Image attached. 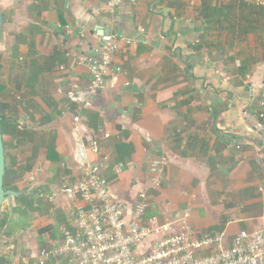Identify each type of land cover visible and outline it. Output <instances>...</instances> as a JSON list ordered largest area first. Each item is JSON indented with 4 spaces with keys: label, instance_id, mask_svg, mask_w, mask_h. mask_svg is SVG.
Masks as SVG:
<instances>
[{
    "label": "crops",
    "instance_id": "crops-1",
    "mask_svg": "<svg viewBox=\"0 0 264 264\" xmlns=\"http://www.w3.org/2000/svg\"><path fill=\"white\" fill-rule=\"evenodd\" d=\"M107 1L0 0L2 82L12 93L25 80L20 122L51 131L60 157L52 164L40 149L48 211L37 232L58 226L43 233L40 246L30 244L36 250L20 255L23 264L29 254L36 264L37 251L68 223L59 188L76 168L65 93L91 80L72 54H93L104 29L118 37L114 63L122 73L107 77L82 114L81 133L98 141L91 161L107 158L102 174L110 191L132 204L148 186L151 163L165 157L146 219L162 223L190 207L195 234L224 232L227 241L264 226V135L253 127L264 95V10L238 0H121L110 16ZM9 238L0 229V242Z\"/></svg>",
    "mask_w": 264,
    "mask_h": 264
},
{
    "label": "built area",
    "instance_id": "built-area-1",
    "mask_svg": "<svg viewBox=\"0 0 264 264\" xmlns=\"http://www.w3.org/2000/svg\"><path fill=\"white\" fill-rule=\"evenodd\" d=\"M264 10V0H238ZM121 0H108L107 13L113 16ZM93 54L75 51L77 66H85L91 75L86 87L73 85L65 93L73 107L71 160L76 168L72 182L64 183L59 194L69 204L68 223L58 229L56 238L37 251L36 264L63 261L69 264H264V226L238 231L231 241L224 232L197 235L191 226V208L186 207L174 219L159 223L146 219L149 195L161 187L166 158L151 163L148 186L132 202H120L110 191L103 176L104 163L93 162L89 154L99 155L95 139L84 140L81 133L82 114L91 109L98 93L107 84V77L122 73L114 63L118 37L114 33L99 36ZM61 92V90H58ZM259 94V93H258ZM258 106L261 111L253 124L264 135V95ZM246 117L251 116L245 113ZM66 167L64 163L61 164ZM51 201V199L49 198Z\"/></svg>",
    "mask_w": 264,
    "mask_h": 264
},
{
    "label": "trees",
    "instance_id": "trees-1",
    "mask_svg": "<svg viewBox=\"0 0 264 264\" xmlns=\"http://www.w3.org/2000/svg\"><path fill=\"white\" fill-rule=\"evenodd\" d=\"M17 80L16 91L12 93L7 92L6 85L0 80V131L5 152L4 189L13 191L26 190V194L13 200L12 209L9 208L6 214L0 212V229H3L8 237L16 230H23V225L32 221L34 215L40 216L48 211V207L43 201V194H45L48 187L20 188V185L34 169L40 149L44 148L46 150V160L52 164L60 160L55 149L54 134L51 131H44L41 128V123L40 125H36V123L25 125L20 122L22 113L19 106L22 102L21 93L19 92L25 80L21 77ZM21 109L23 110V108ZM21 147H27L30 152L29 157L24 160H20L17 155L22 151ZM125 147L127 146L121 144L118 146V150L123 152L122 148ZM124 152L123 155L125 157L130 153L129 151L127 153L126 151ZM123 155L117 161L123 160ZM57 226H49L37 232L39 246L42 243L41 237L43 233L48 230L54 231ZM0 264H11V257L9 255H0Z\"/></svg>",
    "mask_w": 264,
    "mask_h": 264
},
{
    "label": "rangeland",
    "instance_id": "rangeland-1",
    "mask_svg": "<svg viewBox=\"0 0 264 264\" xmlns=\"http://www.w3.org/2000/svg\"><path fill=\"white\" fill-rule=\"evenodd\" d=\"M2 73L4 74L2 76ZM7 76L5 75L4 69L0 66V79L2 81L6 80ZM22 151L20 154L18 153L17 155L19 156L20 160H24L26 157H29L30 152L29 149L26 147H21ZM42 157V156H40ZM41 159V158H40ZM39 162L35 164L34 169L32 172L26 177L24 182L20 185V188L23 189L25 187L30 188L34 186H39L40 183H43L44 178L46 176V172L43 173L41 171L42 168V159L38 160ZM13 206V202H12ZM10 205H8L7 202H4L1 208L2 214H6L9 211ZM43 216H38L34 215L32 221L29 223H25L23 225V232L22 233L20 230H16L13 234H11L9 238V243L6 245L4 242H0V254L3 253L5 255H9L11 257V264H23L22 261L20 260V255L24 254V252H30L32 253L35 249H29L30 244H38V236H37V230L43 226L42 222L44 221ZM3 243V244H2ZM22 252V253H21ZM35 254V253H34ZM26 263L28 264H34V258L30 257L27 260H25ZM54 264H69L68 262H63V261H58L55 262Z\"/></svg>",
    "mask_w": 264,
    "mask_h": 264
},
{
    "label": "water",
    "instance_id": "water-1",
    "mask_svg": "<svg viewBox=\"0 0 264 264\" xmlns=\"http://www.w3.org/2000/svg\"><path fill=\"white\" fill-rule=\"evenodd\" d=\"M3 26V15L0 12V31L2 30ZM100 35L103 34H109V29L101 30ZM1 120V117H0ZM4 145H3V138L0 131V211L2 208V205L4 202H7L8 205H10V208L12 209V202L15 198H18L24 194H26V190H19V191H13V190H5L4 189V175H5V154H4Z\"/></svg>",
    "mask_w": 264,
    "mask_h": 264
}]
</instances>
